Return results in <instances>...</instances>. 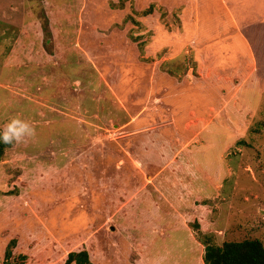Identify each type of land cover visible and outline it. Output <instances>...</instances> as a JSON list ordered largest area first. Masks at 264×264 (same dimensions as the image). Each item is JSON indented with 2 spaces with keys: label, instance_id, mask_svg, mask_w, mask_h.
Wrapping results in <instances>:
<instances>
[{
  "label": "rangeland",
  "instance_id": "374dc122",
  "mask_svg": "<svg viewBox=\"0 0 264 264\" xmlns=\"http://www.w3.org/2000/svg\"><path fill=\"white\" fill-rule=\"evenodd\" d=\"M17 116L0 263L11 238L23 264L264 249V0H0V129Z\"/></svg>",
  "mask_w": 264,
  "mask_h": 264
},
{
  "label": "trees",
  "instance_id": "16d2710c",
  "mask_svg": "<svg viewBox=\"0 0 264 264\" xmlns=\"http://www.w3.org/2000/svg\"><path fill=\"white\" fill-rule=\"evenodd\" d=\"M151 9L153 7L149 4L142 12L147 14ZM43 30H45V27ZM4 146L7 145L0 142V156ZM191 226L194 227L198 234L201 232L198 221H193ZM203 237V239H199L198 237L203 247L201 264H264V249L257 239L223 241L220 245H216L211 242L209 235L203 234ZM73 240L74 242L76 241V236L69 239L68 242H72L71 244H73ZM15 244V239L11 238L7 241L0 264L24 263L26 259L25 254L18 253L16 257H13L12 249L15 247ZM59 264H92V262L88 250L80 246V248L66 250Z\"/></svg>",
  "mask_w": 264,
  "mask_h": 264
},
{
  "label": "clouds",
  "instance_id": "9594fccd",
  "mask_svg": "<svg viewBox=\"0 0 264 264\" xmlns=\"http://www.w3.org/2000/svg\"><path fill=\"white\" fill-rule=\"evenodd\" d=\"M36 136L35 127L20 117L11 118L0 129V142L5 145L27 143Z\"/></svg>",
  "mask_w": 264,
  "mask_h": 264
},
{
  "label": "crops",
  "instance_id": "0c3cea01",
  "mask_svg": "<svg viewBox=\"0 0 264 264\" xmlns=\"http://www.w3.org/2000/svg\"><path fill=\"white\" fill-rule=\"evenodd\" d=\"M165 151L167 152V150L165 149Z\"/></svg>",
  "mask_w": 264,
  "mask_h": 264
}]
</instances>
